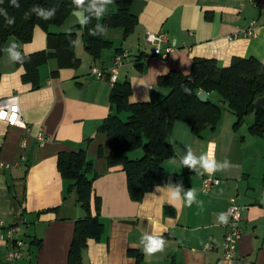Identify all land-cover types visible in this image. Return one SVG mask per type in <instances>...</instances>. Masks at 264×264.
Here are the masks:
<instances>
[{
	"label": "crops",
	"instance_id": "0c3cea01",
	"mask_svg": "<svg viewBox=\"0 0 264 264\" xmlns=\"http://www.w3.org/2000/svg\"><path fill=\"white\" fill-rule=\"evenodd\" d=\"M99 7L104 8L102 17L95 12L93 17L100 24L105 15L117 12L114 2ZM129 14L136 25L128 35L122 27H104L101 36L108 46L98 58L84 50L83 31L74 15L61 26L50 27V33L58 34L79 26L74 45L79 65L60 68L55 58H49L37 66L33 80L24 77L36 61L26 59L21 67L9 49L15 44L14 51L23 58L51 53L47 33L36 26L29 42L14 37L5 42L0 56V100L18 96L25 128L0 121V159L13 165L0 171V264H66L78 203L73 182L61 178L57 170V158L77 151L84 152L95 175L92 189L100 199L98 218L103 226L99 240H86L82 264H134L135 256L129 251L141 254V264H223L221 243L227 223L218 217H227L230 199L245 207L234 264H264V134L258 137L249 132L254 115L247 122L246 116L234 129V115L221 106L215 129L205 128L199 136L192 133L190 122H175L168 138L174 155L162 163L164 173L172 178L159 185L161 191L154 186L135 202L127 193L122 167H108L109 139L98 132L104 120L116 113L109 102L112 85L90 73L93 66L110 69L118 52L126 54L116 83H129L130 104L153 105L168 93L157 85L158 77L172 70L187 75L194 59L213 60L219 68L228 67L233 59L253 58L264 64V0H133ZM250 23H254V36H243ZM146 32L165 33L168 40L161 50L172 46L173 51L165 59L154 56L145 42ZM213 95L207 94V99L211 101ZM117 116L126 122L129 114ZM40 133L43 143L36 140ZM189 147L197 158L210 153L219 166L227 162L223 171L211 176L221 183L208 193H202L200 185L209 175L179 162ZM137 151L127 157L139 158L131 156ZM169 186H180L182 197L195 189L202 206L173 204ZM149 193L153 196L146 198ZM13 226L14 238L23 242V256L8 263L4 258L11 243L2 236ZM154 234H162L169 243L163 252L146 258L142 238Z\"/></svg>",
	"mask_w": 264,
	"mask_h": 264
},
{
	"label": "trees",
	"instance_id": "16d2710c",
	"mask_svg": "<svg viewBox=\"0 0 264 264\" xmlns=\"http://www.w3.org/2000/svg\"><path fill=\"white\" fill-rule=\"evenodd\" d=\"M132 1L113 0L117 12L105 15L101 25L109 28L122 27L125 36L131 33L136 25L135 18L129 14ZM17 3L19 7L13 6L11 0H0V10H5L8 17L15 18V22L8 25L5 16L0 14V56L8 38L29 42L34 27L38 26L47 33V50L51 53L42 52L28 58L22 57L24 61H36L34 67L27 68L29 73L23 76L25 81L33 80L38 67L49 58H55L60 68L78 67L74 45L75 31L79 26L68 33L49 32L50 27L61 26L76 9L73 0H17ZM92 4L93 0H85L84 7L88 8ZM100 5H103L101 0H96V7ZM33 7L44 11L55 9V14L51 19L44 20L32 11ZM94 12H85L90 20L84 27L82 40L84 50L98 58L101 50L108 44L102 40L99 31L96 35H90V30H95L97 25ZM33 84L37 86L35 81ZM157 85L167 89L168 93L158 103L151 105L130 104L129 83L125 81L113 84L109 102L116 113L109 115L98 129V132L105 133L109 139V154L106 157L108 167H122L127 193L135 202H140L143 195L154 186L166 185L171 180L172 175L164 173L162 163L174 155L168 138L175 122H190L192 133L199 136L205 128L215 129L221 118V106L226 105L235 117L234 129L241 126L246 116L253 114L254 122L249 132L258 137L264 134V107L255 104L264 95V64L253 58L233 59L224 68L217 67L213 60L194 59L189 74L172 70L158 77ZM185 87L190 90L189 93L184 91ZM199 91L217 95L218 103L209 99L201 102L196 96ZM120 113L129 114L126 122L118 118ZM137 150H141V157L130 160L127 154ZM57 170L61 178L73 182L77 203H81L86 214L75 222L66 262L82 264L81 254L86 247V240H99L103 232L98 218L100 199L93 195L92 189L95 175L83 151L59 154ZM128 253L135 256L134 264H141V254L137 251Z\"/></svg>",
	"mask_w": 264,
	"mask_h": 264
},
{
	"label": "built area",
	"instance_id": "2783aa9c",
	"mask_svg": "<svg viewBox=\"0 0 264 264\" xmlns=\"http://www.w3.org/2000/svg\"><path fill=\"white\" fill-rule=\"evenodd\" d=\"M254 23H250V26L242 32L243 36L252 37L255 34ZM145 42L152 46L153 55L165 59L169 53L173 51L172 46H167L161 50V46L167 42V35L165 33H145ZM127 55L118 53L113 59V65L108 70H100L99 68L93 66L90 69L91 75L96 79L106 80L111 85L117 82L118 71L126 61ZM0 121H4L9 126H18L25 128L24 123L21 120V111L19 108V101L17 95H10L4 99L0 100ZM36 140L39 143L44 142V137L42 134L36 136ZM17 165V163H14ZM12 164L6 163L0 159V171L8 170L12 167ZM221 181L215 177L206 176L202 179L200 190L202 193H208L212 188L218 186ZM245 207H241L236 204L234 199H230L226 214L228 217L226 231L223 236L221 243L223 249V264H234L236 259V247L241 239V228L240 223L242 221V211ZM16 227H9L3 233V238L8 240L11 245L6 252L5 261L8 263H13L20 260L23 256V242L19 239H15ZM207 246V247H206ZM205 249H209V245H206Z\"/></svg>",
	"mask_w": 264,
	"mask_h": 264
},
{
	"label": "clouds",
	"instance_id": "9594fccd",
	"mask_svg": "<svg viewBox=\"0 0 264 264\" xmlns=\"http://www.w3.org/2000/svg\"><path fill=\"white\" fill-rule=\"evenodd\" d=\"M112 2L113 0H101V3L105 5L110 4ZM11 3L13 6L19 7L17 0H11ZM73 4L75 5L76 9L81 13L95 10V14L97 18L102 17L104 13L103 7H99V8L96 7V0H93V4L90 5L88 8L84 7L85 0H73ZM32 11L36 12L37 15L39 17H42L44 20L51 19L55 14V9L44 11L41 9H37L36 7H33ZM0 14H3L5 16L8 25H12L15 22V18L8 17L7 12L5 10H0ZM89 20H90V17L85 15L84 20L82 21V24L86 26ZM97 31H99V33L103 35L106 32V28H104L100 23H97L96 29L90 30V35H96ZM15 47L16 45L13 44L12 49H9V51L11 52L13 60L19 63L22 67L25 61L21 57L19 52L14 51ZM184 91L186 93L190 92V90L186 87L184 88ZM179 162L183 167H187L190 170L197 172L198 174H207L209 176L214 175L217 171H223V169L227 167V162L225 163L224 166H219L214 156H212L210 153L202 154L199 158H197L193 154L192 149L190 147L187 148L186 155H183L180 158ZM173 163H175V161H173ZM156 191H161V188L159 185L156 186ZM167 193L169 196V200L173 204L186 203L188 207H191L192 204L196 203L198 204V206H202V202L196 200L195 189L186 191L182 197L180 186L175 187V189H172L171 186H169ZM149 196H153V194H150V193L146 194V198H148ZM218 219L221 223H227V217L224 214H220ZM145 241L146 243H144L143 251L145 253L146 258H150L156 253L163 252L165 250L166 244L168 245L169 243L168 241H165V239L162 238V234L144 235L142 238V242H145Z\"/></svg>",
	"mask_w": 264,
	"mask_h": 264
},
{
	"label": "water",
	"instance_id": "95a60500",
	"mask_svg": "<svg viewBox=\"0 0 264 264\" xmlns=\"http://www.w3.org/2000/svg\"><path fill=\"white\" fill-rule=\"evenodd\" d=\"M72 15H74L81 27V30L83 31L84 30V27L85 25L82 24V21L84 20V16H85V13H81L79 12L77 9L73 10ZM197 98L201 101V102H205L206 99H207V93L204 92V91H199L197 92L196 94ZM221 104V103H220ZM255 104L257 106H261V107H264V95L262 97H259L256 101H255ZM86 216L84 210L82 209V205L81 203H79L77 205V218L78 219H82Z\"/></svg>",
	"mask_w": 264,
	"mask_h": 264
},
{
	"label": "rangeland",
	"instance_id": "374dc122",
	"mask_svg": "<svg viewBox=\"0 0 264 264\" xmlns=\"http://www.w3.org/2000/svg\"><path fill=\"white\" fill-rule=\"evenodd\" d=\"M218 100H219V98H218L217 95H213V97H211V102H213V103H218ZM222 108H223V111H228L226 105L222 106ZM125 116H126L125 114H121V118H123V117H125ZM251 119H252V115L247 116V117H246V122L249 121V120H251ZM135 155H138V157L140 158L141 155H142V153H141L140 150H138V151L135 152L134 154H131V156H135ZM134 158H136V157H134Z\"/></svg>",
	"mask_w": 264,
	"mask_h": 264
}]
</instances>
